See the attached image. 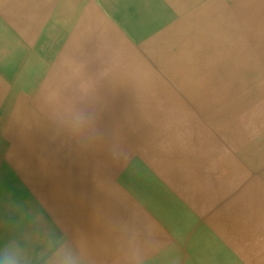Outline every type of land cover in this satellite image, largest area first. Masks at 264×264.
<instances>
[{
  "label": "rangeland",
  "instance_id": "374dc122",
  "mask_svg": "<svg viewBox=\"0 0 264 264\" xmlns=\"http://www.w3.org/2000/svg\"><path fill=\"white\" fill-rule=\"evenodd\" d=\"M91 2L110 23L104 51L80 58L69 73L50 72L38 81L33 79L29 92L23 91V81L17 88L15 80L11 83L1 77L11 75L10 70L21 54L28 52L29 44L25 42L27 28H17L2 18L0 7V107L7 104L11 94L23 101L20 121L13 127L12 145L19 144L24 150L38 140L37 153L22 155L14 153L0 135V161L10 159L4 168L3 162L0 166V237H14L15 231L44 232L48 238L44 250L37 253L33 248L24 254L25 264H39L59 244L63 233L49 219L34 214L37 203L33 185L37 180H27L25 172L61 143L80 153L83 140L78 133L82 132L89 141L93 136L106 143V159L98 150H88L89 159L104 168L99 163L103 159L113 181L125 191L119 198L113 196L116 209L111 211L109 224L116 264L145 263L147 258L135 255L134 249L150 241L170 246L171 258L184 251L194 237L193 249L184 251L181 261L189 256L192 264H264V0H193L186 8H180L176 0ZM250 9L259 22L258 29L235 24L245 22ZM216 37L221 39L219 46H227L228 53L214 59L209 43ZM227 62L231 64L228 68ZM187 69L192 71L183 72ZM111 74L116 75V86L102 94L104 107L95 98ZM52 76L60 77L51 81ZM228 83L227 90L220 92ZM197 84L203 86L202 102L193 98L191 88ZM132 113L138 114V122ZM77 116L83 119L82 124L75 122ZM23 127H29L28 133L35 137L31 144L19 141ZM32 130L36 132L32 134ZM51 167L45 176L54 181L63 171L56 164ZM63 176L80 199L79 210L87 215L93 209V195L75 177ZM39 207L46 212L44 204ZM223 212L228 217L221 219ZM217 213L216 218L211 217ZM83 222V232L90 239L97 231L95 223ZM156 224L157 235L152 228ZM68 230L70 250L74 251L75 237L71 228ZM90 245L88 240V256ZM79 257L77 264H90L82 251Z\"/></svg>",
  "mask_w": 264,
  "mask_h": 264
},
{
  "label": "bare ground",
  "instance_id": "6f19581e",
  "mask_svg": "<svg viewBox=\"0 0 264 264\" xmlns=\"http://www.w3.org/2000/svg\"><path fill=\"white\" fill-rule=\"evenodd\" d=\"M176 1L179 3L180 8H183L184 6L186 8L187 5H190L193 2V0H176ZM113 3H114L113 6L115 8V2H113ZM0 7H2V10H3V11H1L2 12L1 13L2 18H7V20L11 24L17 26V28H21V27L27 28V31L25 34L26 35V37H25L26 41L25 42L27 44H29L28 52H24L23 54H21V57L19 55L20 59L16 61L13 68L10 70V73H11L10 76H1L2 79L5 81L11 80V83H13L15 80L16 83H19L17 85V88L20 85V83L23 81V85H21V87H22L23 91H25V92H29L33 79L36 78V80H37L39 78V80H40V79H42V76H44L45 74L50 73V72H52V73L55 72L56 75L58 73H62V74L69 73L71 71L70 66L75 64V62H79L80 58L82 60L96 50L104 51V49H105L104 39H105V36L107 34L106 33L107 29L109 27L107 25H110V23L108 22L107 19H105L103 16H101L98 11H96V7L91 2V0H31V2L30 1L22 2L21 0H0ZM85 8H87L88 10L84 11ZM253 15H255V14L252 13V10L250 9L249 16L247 17L246 21L241 22L239 20V21L235 22V24H239L238 26L244 25L250 29H252V28L258 29L259 28V22L257 21V18L254 17ZM115 31H113L112 34H115ZM116 36H118V34ZM58 41L59 42L64 41V42H63V44L60 43L59 45H57ZM114 43H116V42H113V44ZM211 43L213 46L209 47L210 48L209 50L210 51L212 50V52L210 53V56H212L214 59H216L217 57H222L226 53H228L227 49H226L227 46H225L226 48L223 46H219L222 44L220 37H216L213 41H211L209 43V45H211ZM132 62H134V60ZM147 62H149V61H147ZM230 65L231 64L229 62L226 63L227 68L230 67ZM187 71H192V69H187L183 72H186L188 74ZM183 72H181V73H183ZM16 75H18V76H16ZM113 76H116V75L111 74V76H110L111 80L110 81L105 80L103 82L101 95L98 94L97 97L95 98L103 106L106 103V101L102 100V94L110 91L111 89L115 88V86H116V78ZM57 77H60V76H52L51 81H57L58 80ZM90 80H91V78H90ZM62 82L63 81H61V83ZM229 86H230L229 83L223 85L222 88L220 87V89H221L220 92L224 93ZM21 87H20V89H21ZM144 88H145V85H144ZM191 89H192L193 93L195 94V97H193V98L202 102L201 92L203 91V86L202 85L199 86L197 84L195 87H192ZM218 89H219V87H218ZM54 94H55V92H54ZM197 94H200V95H197ZM142 97L143 96H141V98ZM40 98H42V97H40ZM175 101H176V99H175ZM131 103H132V101H131ZM22 104H23V101L17 95L11 94L9 96V100H8L7 104L1 105V107H0V124H1L0 125V135L3 138V141L6 144H9L11 146V148L13 149V152L16 154L20 153L22 155H24V154L26 155V154H28V151H34L35 153H37V149H35V147L38 144H35V143H37L38 140L36 139L34 142L33 139L35 137L33 138V136H31L28 133L29 127H26V129L23 127L22 132H24V133H22L19 136V141H20V143H25V144L26 143L31 144V141H32V142H34V146L31 144V145H29V149L27 147L26 149L22 150L20 148L19 144L16 145L13 143V145H12L11 137L13 134V127H15L20 121L21 114H22L21 110L23 107ZM47 109H48V107H47ZM189 110H190V108H189ZM178 111H180V110H178ZM123 113H127V112H123ZM59 114L61 115V113H59ZM132 115H133V120L135 122H138L139 121L138 116H137L138 114L132 113ZM61 117H62V115H61ZM169 117H171V116H169ZM187 118H188V116H187ZM190 118H188V119H190ZM196 119H198V118H196ZM112 121H113V119H112ZM36 123L40 126V122L37 121ZM115 123H116V121H115ZM36 127H38V126H36ZM158 128L159 127H157V129ZM203 131H205V130H203ZM35 132H36L35 130L31 131L32 134H34ZM64 133H65V130H64ZM78 135L83 140V143L81 144V146L79 148L81 151L80 153H77L75 150H72L71 148H69L67 143H61V144L57 145L56 147L47 150V153H46V155H44L43 159L42 158L37 159L35 161V163L28 169V171L25 172L26 173L25 177L27 180H29V181H31L32 179L37 180V182L33 185L34 191H35V201L37 203V209H36L37 212L36 213L34 212V214L37 216H40V217L43 216L45 219H49L51 221V223L54 224V226H55L54 228L57 227L58 229L56 228V230L61 231L63 233V235L61 237V241L59 242V244L51 252L44 255L41 259L42 261H40L39 264H46V263L56 264L57 253H61V252H66V253L71 254L72 256L75 257L76 261L79 262V261H81L80 257H79L80 251H82L83 254H85V256H86L88 262H90V264H116L117 263L116 258L112 255V252H111L112 251V246H111L112 235H111V229L109 227V224H110V221L112 218L111 215H113V214H111V211H112V209H113V211H115L114 209H116V208H113V206H112L113 202L116 201V200L113 201V199H114L113 196H115L116 198H119V195L124 194L125 191L123 189L119 188L116 181H113L114 177L111 175L109 168L107 169V167H108L107 163L103 159H99V163L102 164L104 166V168H101L99 164H96L91 159H89L88 150L93 151V152L98 150V154H100L101 157H104L106 159V156H107L106 143L102 144V142H99L93 136L91 137L92 139L89 141L87 136L85 134H83L82 132H79ZM208 136H209V134H208ZM75 138L77 139V137H75ZM6 139L8 141H6ZM198 140H200V139H198ZM153 142H155V141H153ZM88 143H90V144H88ZM86 147H89V149H87ZM216 148H218V147H216ZM201 150H202V147H201ZM171 151H173V150H171ZM39 152H41V151H39ZM203 152L204 151H202V153ZM199 153H201V152H199ZM201 155H203V154H201ZM197 156H200V154ZM177 157H178V155H177ZM185 158H187V156ZM9 161H10L9 158H8V160H7V158H5V161H0V166L3 162L4 164L2 167L4 168V166L7 163H9ZM194 162H196V161H194ZM186 163H187V159L185 161L183 160V163L181 165L184 166V164H186ZM52 164H56L57 166L61 167L60 169H62V171H63V173L60 172V173H57L55 175L54 181L49 180V179L46 180V176H45L46 173L48 174V171L50 172V167ZM156 165H157V163H156ZM147 166H148V163H147ZM193 169L199 170L197 168H193ZM51 170H52V167H51ZM143 170H145V169H143ZM195 172H197V171H195ZM30 173H32L33 175H31ZM63 174L66 176H69L71 178L75 177L77 179V181L80 183V185H82L83 187H88L90 193L93 195V198L91 199L92 201L94 200L92 202L93 209H92V211L87 213V215H83L81 213V211L79 210L78 204H79L80 199L75 194V191L73 190L71 184H69V182H66V183L64 182V180L66 181V179L63 176ZM187 175H186V177H187ZM193 175H194V177H196L197 174L194 173ZM146 176H148V174ZM182 177H183V175H182ZM161 178L163 179V177H161ZM187 178H185V179H187ZM236 178H239V177H236ZM168 179H170V178H168ZM194 180H196V179H194ZM133 181H134V179H133ZM133 181H131V182H133ZM149 183L151 184V182H149ZM127 196H128V194H127ZM143 197H144V195H143ZM143 197H142V199H143ZM256 197H257V195H256ZM146 198H147V196H146ZM260 200H262V199H260ZM40 203L44 204L46 212L44 211V209L42 211V208L39 207ZM100 203H101V206H100ZM104 205L106 206V208L102 207ZM169 207H170V205H169ZM144 210H146V209H144ZM263 212H264V210H263ZM100 214L104 215L103 218L101 217ZM217 215H218V213L211 216V217L216 218ZM219 216L221 219L228 217V216H225L224 212L221 213ZM213 218H211V219H213ZM85 219L87 222H90V220L94 221L95 228L97 230L94 233L90 234V239H89V235L83 232V226H84V228L86 226L83 222ZM228 219H230V218H227V220ZM232 219H233V217H232ZM40 221H44V220H40ZM72 222L74 224H71ZM157 225L158 224L152 225V228L155 229V235H157V228H156ZM126 226H124V228ZM172 226H173V223H172ZM68 227L71 228V230H72L71 234H73V238L75 237L73 239L74 242L72 245L74 247V251L70 250L71 244L69 243L70 240L68 237L70 230H68ZM33 230H32L33 232L28 231L26 234H25V232L15 231L13 233L14 237H11V236H6L4 238L0 237V242L2 244V245H0V252L3 251L4 246L7 244L19 245L20 249L23 251V254H25V255L27 254V252L29 253L30 250L33 248L34 249L36 248L37 253H39L40 251H43L44 250V244L48 241V238L46 237V235L44 234L43 231H40V230L36 231L35 229H33ZM248 231H249V229H248ZM162 235H164V234H162ZM194 238H197V237H194ZM193 239L188 240L186 246L184 247L185 253H187V251L193 249V246L195 243V242H193ZM88 240L91 244L90 245L91 256H88V254H87V251H88L87 249H89V247L86 249V246H85V244ZM245 243H243V244H245ZM252 248H254V247H252ZM172 249L176 250L174 248H172ZM179 249H180V247H179ZM170 250H171L170 246L164 247L161 243L150 241V242H147L146 244H144L143 246H140V247L136 246L134 249V254L135 255H143L147 258L146 262L143 264H157L159 261H164L163 264H192L190 259H189V256L187 258H184L183 261H181L182 257H184V254H185L184 251H182V250L179 251V253H178L179 255L175 254L174 256L169 258V255L171 254V252H169ZM118 259L120 261H122V259L120 257H118Z\"/></svg>",
  "mask_w": 264,
  "mask_h": 264
},
{
  "label": "clouds",
  "instance_id": "9594fccd",
  "mask_svg": "<svg viewBox=\"0 0 264 264\" xmlns=\"http://www.w3.org/2000/svg\"><path fill=\"white\" fill-rule=\"evenodd\" d=\"M77 125L82 124L84 121L80 116L75 117ZM0 264H25L23 251L17 244H7L4 246L3 251L0 252ZM56 264H77L74 256L69 253H57Z\"/></svg>",
  "mask_w": 264,
  "mask_h": 264
},
{
  "label": "crops",
  "instance_id": "0c3cea01",
  "mask_svg": "<svg viewBox=\"0 0 264 264\" xmlns=\"http://www.w3.org/2000/svg\"><path fill=\"white\" fill-rule=\"evenodd\" d=\"M2 141H1V138H0V143H1Z\"/></svg>",
  "mask_w": 264,
  "mask_h": 264
}]
</instances>
